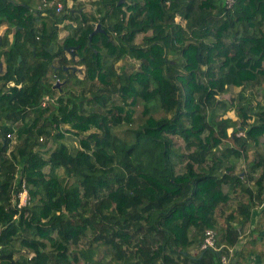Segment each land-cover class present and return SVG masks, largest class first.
Returning <instances> with one entry per match:
<instances>
[{"label":"trees","instance_id":"1","mask_svg":"<svg viewBox=\"0 0 264 264\" xmlns=\"http://www.w3.org/2000/svg\"><path fill=\"white\" fill-rule=\"evenodd\" d=\"M63 2L0 0V264H220L264 199V0Z\"/></svg>","mask_w":264,"mask_h":264},{"label":"crops","instance_id":"2","mask_svg":"<svg viewBox=\"0 0 264 264\" xmlns=\"http://www.w3.org/2000/svg\"><path fill=\"white\" fill-rule=\"evenodd\" d=\"M259 213L260 210L255 208L251 223L243 230L239 243L235 244V252H239L232 259L234 264H245L246 260L250 264L251 256L258 260L254 264H264V219ZM217 221L222 223V218L217 217Z\"/></svg>","mask_w":264,"mask_h":264},{"label":"built area","instance_id":"3","mask_svg":"<svg viewBox=\"0 0 264 264\" xmlns=\"http://www.w3.org/2000/svg\"><path fill=\"white\" fill-rule=\"evenodd\" d=\"M225 4L227 7H231L234 3V0H224ZM39 8L47 7V8H54L57 13H61L64 11V2L63 0H41L39 4L37 5ZM43 104L45 102H42ZM239 133H242L240 131ZM42 139V137H40ZM18 201H17V206L21 207L24 206L26 203H28L29 195L27 188L25 187V184L23 183V186L21 190H19L18 194ZM264 207V199L263 201L256 207V209H260ZM225 246L223 245H218V235L217 232L214 228L207 227L205 228L202 236V240L200 243V248L201 249H207V248H212L219 250ZM235 245H229L226 246V250H223L220 254L219 260L220 264H230L232 257L235 253Z\"/></svg>","mask_w":264,"mask_h":264},{"label":"rangeland","instance_id":"4","mask_svg":"<svg viewBox=\"0 0 264 264\" xmlns=\"http://www.w3.org/2000/svg\"><path fill=\"white\" fill-rule=\"evenodd\" d=\"M14 1H18V2H26L28 4V6H30L32 9H34L40 2V0H14ZM67 1V5L69 7H72V8H76V7H79L81 6L80 8L85 11V12H90L92 7H91V4L88 2V0H66ZM62 26V24H60ZM7 27L6 24H2L0 25V35H2L5 31V28ZM67 34V30L63 29L61 27V30L59 32V37L60 39L65 36ZM141 38V34H137L136 36V40H140ZM66 56H70V52L66 51ZM249 87L246 88L245 91H248ZM240 90V87H230L229 90L227 92H225L224 94H221L220 96L223 97L225 100L229 101V99L231 97H234L237 95V92ZM258 99H260L263 103H264V98H262V95H263V89H259L258 91ZM141 105L138 104L137 107H136V113H135V118H138V117H142V114H141ZM227 114L233 118L236 117L235 115V112L233 109H229ZM231 131V128H228V132ZM75 141H74V144L75 142L77 141L76 138H74ZM174 142L176 145H180L182 146L183 145V141L179 138V137H175L174 138ZM50 144V142H49ZM58 173L59 174H62V169H58ZM260 214V213H259ZM264 219V217H262ZM249 235V234H248ZM250 264H254L255 262H258L257 258H255L254 260V257L251 256V260L249 261ZM245 264H249L248 261L246 260ZM259 264V263H257Z\"/></svg>","mask_w":264,"mask_h":264},{"label":"water","instance_id":"5","mask_svg":"<svg viewBox=\"0 0 264 264\" xmlns=\"http://www.w3.org/2000/svg\"><path fill=\"white\" fill-rule=\"evenodd\" d=\"M119 1H123V0H119ZM98 30H102V28H101V26H100V23H97V26H96V29H94L92 32L94 33V32H96V31H98ZM50 48H51V46H50ZM69 49V48H68ZM20 56L18 57V60H20ZM1 65H2V63L0 62V67H1ZM67 67L68 66H64V68L65 69H67ZM72 67V69L73 70H75L76 68H78L76 65H73V66H71Z\"/></svg>","mask_w":264,"mask_h":264},{"label":"flooded vegetation","instance_id":"6","mask_svg":"<svg viewBox=\"0 0 264 264\" xmlns=\"http://www.w3.org/2000/svg\"><path fill=\"white\" fill-rule=\"evenodd\" d=\"M75 10H79V9H81L80 7H76V8H74ZM4 65H1V67H3Z\"/></svg>","mask_w":264,"mask_h":264},{"label":"clouds","instance_id":"7","mask_svg":"<svg viewBox=\"0 0 264 264\" xmlns=\"http://www.w3.org/2000/svg\"><path fill=\"white\" fill-rule=\"evenodd\" d=\"M233 259V258H232Z\"/></svg>","mask_w":264,"mask_h":264}]
</instances>
